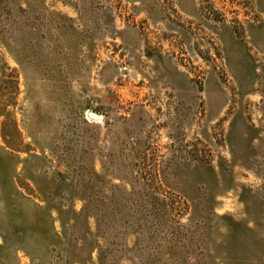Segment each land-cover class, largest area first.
<instances>
[{
	"label": "rangeland",
	"instance_id": "rangeland-1",
	"mask_svg": "<svg viewBox=\"0 0 264 264\" xmlns=\"http://www.w3.org/2000/svg\"><path fill=\"white\" fill-rule=\"evenodd\" d=\"M0 264H264V0H0Z\"/></svg>",
	"mask_w": 264,
	"mask_h": 264
},
{
	"label": "water",
	"instance_id": "water-1",
	"mask_svg": "<svg viewBox=\"0 0 264 264\" xmlns=\"http://www.w3.org/2000/svg\"><path fill=\"white\" fill-rule=\"evenodd\" d=\"M89 115L94 118V119H98L99 118V114L95 113V112H90Z\"/></svg>",
	"mask_w": 264,
	"mask_h": 264
}]
</instances>
